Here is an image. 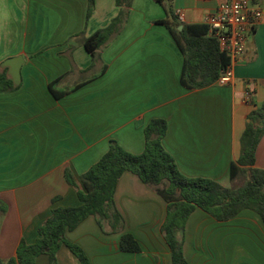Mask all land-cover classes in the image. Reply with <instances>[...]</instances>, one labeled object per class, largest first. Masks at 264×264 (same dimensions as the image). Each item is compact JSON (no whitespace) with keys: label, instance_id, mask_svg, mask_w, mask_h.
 Instances as JSON below:
<instances>
[{"label":"crops","instance_id":"crops-1","mask_svg":"<svg viewBox=\"0 0 264 264\" xmlns=\"http://www.w3.org/2000/svg\"><path fill=\"white\" fill-rule=\"evenodd\" d=\"M229 0H174V12L185 25L206 24L208 16ZM263 12L246 54L234 63V79L203 89L181 84L184 55L156 0H134L128 23L116 39L98 51L83 41L108 27L119 15L116 0H96L87 21L88 0H0V69L23 56L16 91L0 92V259L16 258L22 241L34 244L40 227L57 208L79 207L81 177L108 151L110 140L141 154L145 129L164 119L163 139L179 171L236 188L231 166L241 156V138L249 115L264 104V0H252ZM180 28V27H179ZM183 30V29H182ZM181 31V30H180ZM71 91L56 98L50 90ZM251 98L246 100V94ZM264 170V135L256 152ZM116 206L124 228L103 231L95 217L66 234L91 264H172L162 234L168 204L152 186L131 172L118 182ZM131 234L140 252L121 250ZM184 255L189 264H264V222L250 210L218 221L197 208L186 223ZM58 264H81L66 245ZM34 264H49L42 255Z\"/></svg>","mask_w":264,"mask_h":264},{"label":"trees","instance_id":"trees-1","mask_svg":"<svg viewBox=\"0 0 264 264\" xmlns=\"http://www.w3.org/2000/svg\"><path fill=\"white\" fill-rule=\"evenodd\" d=\"M166 13L167 19L158 23L165 25L176 40L184 55L181 84L187 89H203L216 83L221 72L231 63V58L220 50L218 41L209 35L207 24L185 25L174 12V0H156ZM134 0H116L119 15L111 24L98 30L83 41L86 50L97 59L98 51L108 46L124 31ZM96 0H88L87 21L94 13ZM183 26V30L179 27ZM54 82L50 90L56 98L70 92L58 93ZM6 70L0 69V92L16 91ZM168 131L164 119H153L145 129V149L141 154L125 150L116 140H110L106 154L82 177L80 188L74 177L66 172L68 183L78 189L82 202L79 207L57 208L40 227L39 239L34 244L22 241L16 258L0 264H34L42 255L49 257V264H58L57 253L66 245L80 260L91 264L83 250L68 242L66 234L75 230L83 221L93 216L104 232L124 228V218L116 206L115 195L118 182L126 172H131L144 184L152 186L168 204L167 217L162 234L172 253V264H189L184 255L186 223L199 208L218 221H229L241 212L257 213L264 222V170L256 167V152L264 135V104L253 111L241 138V156L231 166L234 181L243 176L244 182L236 188H226L220 183L205 178H188L178 169L174 157L163 146ZM121 250L127 253L140 252L141 247L133 235L123 234Z\"/></svg>","mask_w":264,"mask_h":264},{"label":"built area","instance_id":"built-area-1","mask_svg":"<svg viewBox=\"0 0 264 264\" xmlns=\"http://www.w3.org/2000/svg\"><path fill=\"white\" fill-rule=\"evenodd\" d=\"M180 21L184 14L177 12ZM263 12L253 8L252 0H229L221 3L216 11L208 16L206 24L209 35L218 41L220 50L231 58L230 65L221 72L217 83L229 85L234 79V63L246 54L248 43L255 27L261 22ZM251 94H246V100Z\"/></svg>","mask_w":264,"mask_h":264},{"label":"water","instance_id":"water-1","mask_svg":"<svg viewBox=\"0 0 264 264\" xmlns=\"http://www.w3.org/2000/svg\"><path fill=\"white\" fill-rule=\"evenodd\" d=\"M182 29L183 26H180L179 30ZM24 63H25L24 57L18 56L6 60L1 66L3 69L4 68L9 69V75L13 79L15 86H19L21 83V69Z\"/></svg>","mask_w":264,"mask_h":264}]
</instances>
